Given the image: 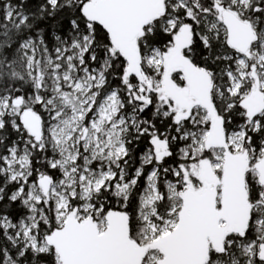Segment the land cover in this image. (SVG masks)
<instances>
[{
    "label": "snow or ice",
    "instance_id": "6c2138e0",
    "mask_svg": "<svg viewBox=\"0 0 264 264\" xmlns=\"http://www.w3.org/2000/svg\"><path fill=\"white\" fill-rule=\"evenodd\" d=\"M0 264H264V0H0Z\"/></svg>",
    "mask_w": 264,
    "mask_h": 264
}]
</instances>
